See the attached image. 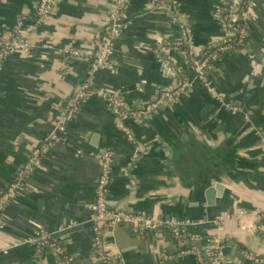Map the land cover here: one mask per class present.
<instances>
[{
	"label": "crops",
	"instance_id": "0c3cea01",
	"mask_svg": "<svg viewBox=\"0 0 264 264\" xmlns=\"http://www.w3.org/2000/svg\"><path fill=\"white\" fill-rule=\"evenodd\" d=\"M151 1L131 0V22L115 44L114 67L96 72L94 93L4 210L0 264H58L52 249L38 251L22 243L39 232L49 233L75 264H109L98 256L93 229L100 160L107 151L113 153L107 194L111 210L188 221L181 228L189 238L185 250L222 243L264 262V0H257L247 45L223 53L211 67L210 84L225 105L198 79L182 49L170 47L163 52L166 61L159 60L157 44L180 31L167 11L151 10ZM228 1L179 0L198 53L222 37L213 13L217 4ZM38 2L0 0V35L20 17L35 23ZM113 8L114 0H62L31 34L29 53L5 58L0 71V193L53 131L67 99L89 79L90 61L63 50L93 51ZM180 77L192 86L147 118L125 116L120 123L107 100L115 94L133 109ZM137 143L143 150L134 158ZM69 226L79 228L59 234ZM106 230L107 250L120 252L122 264H209L193 253L183 254L184 244L174 234L168 241V233L150 239V230L138 231L145 233L134 243L122 224L118 236L112 231L106 237ZM227 260L241 264L235 256Z\"/></svg>",
	"mask_w": 264,
	"mask_h": 264
},
{
	"label": "built area",
	"instance_id": "2783aa9c",
	"mask_svg": "<svg viewBox=\"0 0 264 264\" xmlns=\"http://www.w3.org/2000/svg\"><path fill=\"white\" fill-rule=\"evenodd\" d=\"M61 2L62 0H39L35 23H28L25 17H20L11 31L0 35V71L3 69L5 58L9 55L15 52L29 53L32 47L31 34L49 19ZM130 3L131 0H114V8L103 25L100 41L93 51H85L74 47L63 50L67 56L84 57L90 61L89 79L67 99L64 107L55 117L54 130L39 146L33 149L26 164L18 171L6 189L0 193V230L4 229L6 225L3 218L4 210L26 188L30 178L41 169L43 158L49 153L54 141L60 139L56 131L58 130L63 135L66 134L68 123L77 114L83 102L94 93L92 83L96 72L100 69L114 67L113 55L115 44L131 22L128 14ZM256 4L257 0H232L230 3L217 4L213 15L220 23L223 32L222 37L211 41L202 52L198 53L195 48L192 27L188 17L181 11L179 0H152L150 2L151 10L167 11L173 22L178 25L180 31L179 35L174 39L162 40L157 44L156 52L159 53V60L166 61L163 57V52L170 47L182 49L188 55L191 69L198 79L207 86L209 92L216 100L225 105L223 95L219 94L210 84L209 73L212 65L220 55L247 45L249 22L253 16ZM191 86V82L180 77L176 85L159 90L154 98L141 101L133 109L125 108L124 104L115 94L108 95L107 100L113 111L118 115L121 123L125 116H130L133 119L149 117L168 101L177 102L181 95ZM230 109L237 111L238 107H231ZM126 133L130 140H134V136L129 130H126ZM142 150L143 145L137 143L133 157L138 158ZM112 161L113 153L111 151H107L101 156V170L96 185L93 229L94 243L98 256L101 259L109 261V264H122L121 253L115 250L108 251L105 240V230L107 227L117 224H132L136 231L166 228L171 230L180 239L182 244H186L189 238L183 235L181 228L188 221L166 220L160 217L148 216L146 213L134 214L124 209H110L107 194L111 178ZM243 213L244 211H240V214ZM262 218L264 220V213L262 214ZM218 219L223 220L224 217L219 216ZM74 224L72 223V225ZM22 243L33 244L38 248V251H42L45 248L52 249L59 257L58 264H75L72 258L65 255L62 247L55 242L49 233L39 232ZM223 247L224 245L220 243L215 247L187 249L182 253H193L200 260L206 261L209 264H228V260L222 252ZM249 256L257 262L260 260L250 254ZM168 258L167 255L163 254V259L166 260Z\"/></svg>",
	"mask_w": 264,
	"mask_h": 264
},
{
	"label": "water",
	"instance_id": "95a60500",
	"mask_svg": "<svg viewBox=\"0 0 264 264\" xmlns=\"http://www.w3.org/2000/svg\"><path fill=\"white\" fill-rule=\"evenodd\" d=\"M231 1L232 0H229L228 3H230ZM54 128H55V125H53V130H54ZM56 134L60 138H63V134L61 132H59L58 130L56 131ZM210 191H211V189L207 192L209 205L213 204V201L209 198ZM120 227H121V224H117L114 226L107 227L106 237L111 235L112 231H115V234L118 236V233L120 231ZM122 227H124L128 231L129 235L132 238V242H134V243L138 242L139 235H141L142 233H145V232H138L136 230H133L132 224H122ZM77 228H79V226H73V227L69 226V227L64 228L59 234H67V233H70L71 231L76 230ZM161 232L168 233L166 237H168V241H172L173 233L166 230V228H157L154 230H150L148 233V237L150 239H153L154 236L157 235V233H161ZM187 246H188V244L182 245L181 250H185L187 248ZM222 252L225 254V256H227L228 259L231 256L237 257L240 260L241 264H264V262H257L255 260H253L252 258L247 256V254L245 252L237 249L235 246H232V245H225L222 248Z\"/></svg>",
	"mask_w": 264,
	"mask_h": 264
},
{
	"label": "trees",
	"instance_id": "16d2710c",
	"mask_svg": "<svg viewBox=\"0 0 264 264\" xmlns=\"http://www.w3.org/2000/svg\"><path fill=\"white\" fill-rule=\"evenodd\" d=\"M226 242H224V244H225Z\"/></svg>",
	"mask_w": 264,
	"mask_h": 264
}]
</instances>
